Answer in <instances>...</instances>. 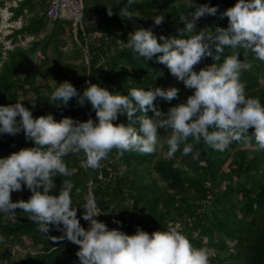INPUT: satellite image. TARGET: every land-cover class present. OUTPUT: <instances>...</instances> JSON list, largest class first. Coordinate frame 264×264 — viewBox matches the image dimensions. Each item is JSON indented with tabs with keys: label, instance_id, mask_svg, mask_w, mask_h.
Returning <instances> with one entry per match:
<instances>
[{
	"label": "trees",
	"instance_id": "1",
	"mask_svg": "<svg viewBox=\"0 0 264 264\" xmlns=\"http://www.w3.org/2000/svg\"><path fill=\"white\" fill-rule=\"evenodd\" d=\"M81 1L76 26L47 18L50 0L9 8L7 264L14 247L18 264H264V0Z\"/></svg>",
	"mask_w": 264,
	"mask_h": 264
},
{
	"label": "built area",
	"instance_id": "2",
	"mask_svg": "<svg viewBox=\"0 0 264 264\" xmlns=\"http://www.w3.org/2000/svg\"><path fill=\"white\" fill-rule=\"evenodd\" d=\"M82 10L83 5L81 0H50L46 16L50 20L71 21L76 26L81 21ZM1 14L2 11L0 10ZM88 185L87 205L93 214V218L89 223L93 230L91 239L94 241L93 248L103 255L107 249L106 227L99 219V210L97 209L95 197L91 190L92 184L89 183Z\"/></svg>",
	"mask_w": 264,
	"mask_h": 264
},
{
	"label": "rangeland",
	"instance_id": "3",
	"mask_svg": "<svg viewBox=\"0 0 264 264\" xmlns=\"http://www.w3.org/2000/svg\"><path fill=\"white\" fill-rule=\"evenodd\" d=\"M1 17H2V21L0 20V41L3 43L5 48L11 49L13 46L10 43V40H5V37L8 36L11 33V29L12 28L17 29L19 24L14 23V22H10L8 20L9 17H10V14H9V12H6L5 9H2ZM30 38L31 37H26L25 40L20 42V45L25 46L27 44V42L31 40ZM51 58H53V57L51 56ZM165 90H166L167 93H170L171 91H174V90L178 91V93H179V96H178L179 102H181L183 105H187V106L191 105L193 108H195V106H194L195 104H194L193 100L191 98H189L188 94H187L189 89L181 88L180 85H179V81H177L176 79H173L171 84L168 85L165 88ZM227 164H228V161L223 166L224 170L227 169ZM176 227H177V225H176ZM110 240L111 241L117 240L116 236L110 235ZM228 245H229V247H232L234 245V243H229ZM17 249H18V247H14V250H15V252L17 251L16 252L17 254L15 252H13V250H12V254L13 255L11 256V261H10L11 264H18L21 255L24 253L23 249H19V251ZM31 251H33V250H31ZM5 257H6V255L4 253H0V264H7V260H6Z\"/></svg>",
	"mask_w": 264,
	"mask_h": 264
},
{
	"label": "crops",
	"instance_id": "4",
	"mask_svg": "<svg viewBox=\"0 0 264 264\" xmlns=\"http://www.w3.org/2000/svg\"><path fill=\"white\" fill-rule=\"evenodd\" d=\"M20 0H6L5 2V6L0 8V10L2 11V9H5L6 12H9L10 16H11V12L9 10L10 7H16L17 3L19 2ZM2 15V14H1ZM0 15V17H1ZM10 18V17H9ZM9 20V19H8ZM1 21H2V17H1ZM11 22V21H10ZM14 23H17L19 24V26L17 27V29H19L22 25V18H20L18 21H13ZM14 29V28H12ZM12 29H11V32H12ZM31 39V38H30Z\"/></svg>",
	"mask_w": 264,
	"mask_h": 264
}]
</instances>
